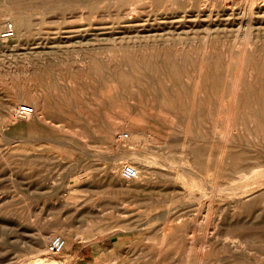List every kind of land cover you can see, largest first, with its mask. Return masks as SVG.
Here are the masks:
<instances>
[{
	"label": "rangeland",
	"instance_id": "obj_1",
	"mask_svg": "<svg viewBox=\"0 0 264 264\" xmlns=\"http://www.w3.org/2000/svg\"><path fill=\"white\" fill-rule=\"evenodd\" d=\"M31 1L0 52V109H32L0 110V264H264V0Z\"/></svg>",
	"mask_w": 264,
	"mask_h": 264
},
{
	"label": "bare ground",
	"instance_id": "obj_2",
	"mask_svg": "<svg viewBox=\"0 0 264 264\" xmlns=\"http://www.w3.org/2000/svg\"><path fill=\"white\" fill-rule=\"evenodd\" d=\"M0 1H3L4 6H2V7L5 10V15L8 16V19L5 20L2 23V25H0V52H3L6 50H9V49H11V50L15 49L19 45V43L21 42L22 37L28 32L27 30L30 26L31 21L25 20V18L20 13L19 7H21V5H26V3L30 2L31 0L30 1H28V0L27 1H25V0H0ZM33 2H35V1H33ZM8 40H12L16 44L12 45V46L8 45V43H6V41H8ZM0 54H2V53H0ZM29 74H28V76H29ZM12 90H13V88H12ZM23 94L25 95L26 93H23ZM10 103L11 104L8 105L7 107H3L4 108V114L3 115L5 117V121L7 120V121L15 122L19 117L18 112H17L18 111V104L17 103H19L18 98H15V100L13 102H10ZM3 108H1L0 110H2ZM1 123H4V122H1ZM225 159H226V156L222 155L219 158V162L222 163ZM9 163H11V162H9ZM131 166L135 167L138 170L139 175H138V178L136 180H132V181L124 180L123 178H121V179L118 178V185H121V189L125 190V191H130L131 189L138 188L140 185L139 183H140V179H141V175H142V170L140 169V167H138L136 165H131ZM56 223L58 225V222H56ZM57 225H56V227H57ZM56 227H54V229H53V234L58 233V235H55V238L52 239L51 244H50V248H51V245L53 244V242H55L57 239L63 240L64 243L66 244V241H65L66 236L62 237L61 236V230L59 229V227L58 228H56ZM88 231H89L88 236L94 237L95 235L100 234L102 232V227H99V226L95 227L93 225V227H91V229ZM77 234L80 235V233H77ZM165 235H166V233L164 234V236ZM42 238H43V240H42V243L38 247V251L47 253V252H49L47 240H48V238H51V234L50 235L42 234ZM36 262H37V264H59L58 260H56V259L43 260L42 262H40V260H37Z\"/></svg>",
	"mask_w": 264,
	"mask_h": 264
},
{
	"label": "built area",
	"instance_id": "obj_3",
	"mask_svg": "<svg viewBox=\"0 0 264 264\" xmlns=\"http://www.w3.org/2000/svg\"><path fill=\"white\" fill-rule=\"evenodd\" d=\"M18 115L20 118H27L32 113V109L27 106H22L18 108ZM122 178L128 181L136 180L138 178V170L131 165H124L121 171ZM65 243L63 240L57 239L51 245V250L54 252H60L64 249Z\"/></svg>",
	"mask_w": 264,
	"mask_h": 264
}]
</instances>
